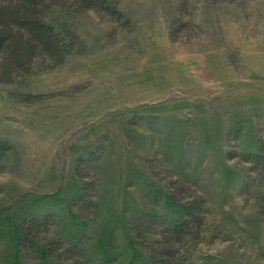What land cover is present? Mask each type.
Listing matches in <instances>:
<instances>
[{"label": "rangeland", "instance_id": "374dc122", "mask_svg": "<svg viewBox=\"0 0 264 264\" xmlns=\"http://www.w3.org/2000/svg\"><path fill=\"white\" fill-rule=\"evenodd\" d=\"M76 1L46 21L85 53L0 85V264H44L18 242L33 218L90 264H151L132 223L183 183L208 210L170 264H264V0Z\"/></svg>", "mask_w": 264, "mask_h": 264}, {"label": "trees", "instance_id": "16d2710c", "mask_svg": "<svg viewBox=\"0 0 264 264\" xmlns=\"http://www.w3.org/2000/svg\"><path fill=\"white\" fill-rule=\"evenodd\" d=\"M69 1L0 0V85L13 84L18 78L27 77L37 70L57 68L74 52L85 53V45L73 30H57L46 21V15L54 7H64ZM76 4L83 12L97 10L116 18L121 17L117 6L111 5L108 0H77ZM12 151L13 145L0 138V173ZM260 156L261 154L255 155V158ZM77 173L84 177L82 171L81 174ZM88 187L89 185H85V193L80 198V202H86L85 204L91 202L87 195ZM187 193L183 183L166 197L169 203L175 200L179 205L166 208L170 215L165 217L156 213V218L162 221V224H158L159 227L153 216L147 213L141 214L132 223L131 231L135 233L139 246L148 253L151 264H170L175 243L184 242L190 235L201 234L198 233V227L205 220L208 210L206 201L197 199L184 202L182 197ZM46 225V222L37 218L22 223L18 242L28 258L44 264H61V261H67V264H90L88 255L80 248L79 243L67 244L64 241L60 243L50 240L44 229ZM194 225L198 226L196 231L193 229ZM149 242L155 246H150Z\"/></svg>", "mask_w": 264, "mask_h": 264}]
</instances>
